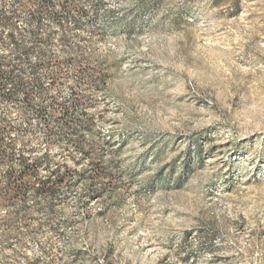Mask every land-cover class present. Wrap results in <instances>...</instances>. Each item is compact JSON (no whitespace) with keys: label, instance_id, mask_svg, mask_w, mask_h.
I'll list each match as a JSON object with an SVG mask.
<instances>
[{"label":"rangeland","instance_id":"rangeland-1","mask_svg":"<svg viewBox=\"0 0 264 264\" xmlns=\"http://www.w3.org/2000/svg\"><path fill=\"white\" fill-rule=\"evenodd\" d=\"M0 264H264V0H0Z\"/></svg>","mask_w":264,"mask_h":264},{"label":"trees","instance_id":"trees-1","mask_svg":"<svg viewBox=\"0 0 264 264\" xmlns=\"http://www.w3.org/2000/svg\"><path fill=\"white\" fill-rule=\"evenodd\" d=\"M29 171H28V169H24L23 170V172H22V174L20 175V179L23 177V176H25L27 173H28ZM8 193H10L13 189H12V187H11V182L9 181V183H8ZM44 188H46V181H43V182H41L40 183V185H39V188L38 189H44ZM46 189H48V188H46ZM14 192L15 193H19V192H21V190H14ZM11 194V193H10Z\"/></svg>","mask_w":264,"mask_h":264}]
</instances>
